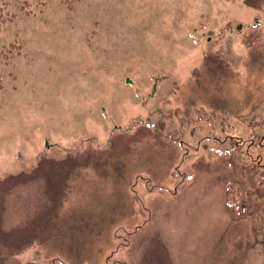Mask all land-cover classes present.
I'll return each mask as SVG.
<instances>
[{
	"label": "rangeland",
	"instance_id": "1",
	"mask_svg": "<svg viewBox=\"0 0 264 264\" xmlns=\"http://www.w3.org/2000/svg\"><path fill=\"white\" fill-rule=\"evenodd\" d=\"M44 2L0 29V264H264V0Z\"/></svg>",
	"mask_w": 264,
	"mask_h": 264
},
{
	"label": "trees",
	"instance_id": "2",
	"mask_svg": "<svg viewBox=\"0 0 264 264\" xmlns=\"http://www.w3.org/2000/svg\"><path fill=\"white\" fill-rule=\"evenodd\" d=\"M44 4V0H0V29L6 27L20 16H34L37 12L42 11ZM11 44H16V41ZM243 156L248 160L245 154ZM246 160L243 159L245 162ZM258 168V164L251 167L241 161L232 170L226 186V207L228 209L238 208L243 201L245 202L248 190L257 187ZM255 228L257 235L264 241V207L261 208L255 218ZM261 255L264 258V247L261 250Z\"/></svg>",
	"mask_w": 264,
	"mask_h": 264
},
{
	"label": "flooded vegetation",
	"instance_id": "3",
	"mask_svg": "<svg viewBox=\"0 0 264 264\" xmlns=\"http://www.w3.org/2000/svg\"><path fill=\"white\" fill-rule=\"evenodd\" d=\"M11 46H15V47H16V45H13V44H12ZM1 51H2V49L0 48V52H1ZM0 54H1V53H0Z\"/></svg>",
	"mask_w": 264,
	"mask_h": 264
}]
</instances>
